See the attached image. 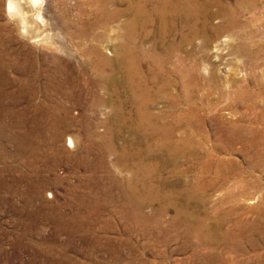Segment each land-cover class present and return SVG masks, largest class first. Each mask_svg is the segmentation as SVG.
<instances>
[{"label":"rangeland","instance_id":"374dc122","mask_svg":"<svg viewBox=\"0 0 264 264\" xmlns=\"http://www.w3.org/2000/svg\"><path fill=\"white\" fill-rule=\"evenodd\" d=\"M114 1L0 0V264H264V0H222L205 33L165 38L184 37L175 58L197 64L196 105L211 93L194 161L169 160L148 125L112 115L118 101L134 109L124 73L94 66L91 50L116 59L130 42L129 15L100 8L128 5ZM154 25L137 31L143 51L161 40ZM168 106L158 97L149 110Z\"/></svg>","mask_w":264,"mask_h":264},{"label":"bare ground","instance_id":"6f19581e","mask_svg":"<svg viewBox=\"0 0 264 264\" xmlns=\"http://www.w3.org/2000/svg\"><path fill=\"white\" fill-rule=\"evenodd\" d=\"M29 1L33 4L38 2V0ZM123 1L128 4L126 9H116L110 14L102 7L100 8L103 13L105 15L107 14L109 17L129 15V19H127L124 24L125 26L123 25V36L124 40H130V42L128 44L122 43L119 46V54L117 55L116 59L103 57L96 47H93L91 50L95 58L94 66H98V68H101V70L104 68H109L113 72L115 69H118L124 73L122 85L129 89L128 98L134 105V109H131L127 112L123 111L122 104L118 101L112 105L111 113L112 115L119 118L135 116L138 118V126L142 125V127H147L146 125H148L151 128L152 134L158 136V139L156 140V146H158V148L166 149L167 153L170 155L169 160H176L177 154H184L186 159L189 161L199 160L198 157L200 156L197 152V148L200 147L201 140L194 139L192 133L195 129H200L199 131H202L201 128L203 127V119L199 115L203 109L211 108V93H206V97H203V95L198 97L201 105H196V101H194V93L201 89L199 82L201 77L197 72V64L193 63L187 66L185 59L182 57L175 58L177 55L176 53L181 50L183 42L185 41L184 37L180 39L181 41L179 40V42L178 40L176 42H171L172 40L168 42L165 40V38H167L168 34H173V32H175L178 27H182V29L187 28L196 35L200 34L201 32L205 33V26L211 22L207 8H211V6H217L219 10L222 0ZM97 3L101 2L98 1ZM15 5L13 3L9 4L11 9L17 7ZM21 9L22 8H20L19 14L20 21L18 20V22L25 23L23 17L21 16ZM102 11L100 12L102 13ZM232 13V10H230L229 14ZM154 24H157V29L154 27ZM31 25L33 26V22ZM148 25H154L153 27L156 29V33L161 40L157 43L154 41L148 50L143 51L141 46L139 47L136 44L135 40H137L136 37L138 29L141 28V30H143ZM214 29L215 31H219L222 28L217 26L214 27ZM31 31L34 32V30ZM149 35H151V32L146 31L145 36L148 37ZM204 44H208V41L205 40ZM144 61H147L149 64L148 73H145L141 68V64H143ZM177 89H180L181 94L177 91ZM115 92H119V87L114 88L113 93ZM114 95L117 97L119 94ZM232 95L235 100L240 101V104L243 103V106H245L247 109L252 107H249L251 101L250 92L248 90L244 91L241 89H236ZM158 97L166 99L170 104V107L168 106L166 110L151 112L149 108L152 103L158 100ZM245 99H249L247 100V103H245ZM204 101L207 102L206 107L202 104ZM182 104L189 106V110L182 111V108L180 107ZM173 109H177L175 111L176 113L174 114L175 124L173 125L177 126L181 124V126L185 128V131L176 138L173 136L175 134L174 126L169 123L160 122L168 116H171V111ZM230 129V133L236 136H238L241 132L236 123L232 124ZM246 131L249 132V130ZM217 132L225 133V135L228 133L226 129L219 126L216 128V133ZM252 144H256V141H252ZM68 145H72L71 139L68 140ZM262 154V152L258 153V155ZM210 155V153H207L206 155V162L204 161L205 163L202 166L204 171L208 169L206 167L210 164ZM197 180L199 181V177ZM186 193L188 195H192L194 190L189 187V189H186Z\"/></svg>","mask_w":264,"mask_h":264}]
</instances>
